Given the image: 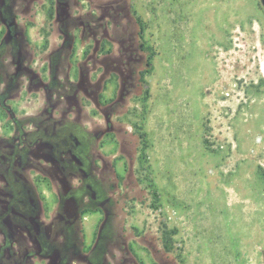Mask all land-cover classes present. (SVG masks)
Wrapping results in <instances>:
<instances>
[{"label": "rangeland", "instance_id": "rangeland-1", "mask_svg": "<svg viewBox=\"0 0 264 264\" xmlns=\"http://www.w3.org/2000/svg\"><path fill=\"white\" fill-rule=\"evenodd\" d=\"M24 27L54 107L85 132L107 219L93 264H264V0H58ZM104 210V211H103Z\"/></svg>", "mask_w": 264, "mask_h": 264}, {"label": "flooded vegetation", "instance_id": "flooded-vegetation-1", "mask_svg": "<svg viewBox=\"0 0 264 264\" xmlns=\"http://www.w3.org/2000/svg\"><path fill=\"white\" fill-rule=\"evenodd\" d=\"M55 2L0 0V264H93L103 240L107 211L90 245L81 227L85 213L108 202L86 133L54 107L30 117L10 105L24 92L51 93L18 19L34 3Z\"/></svg>", "mask_w": 264, "mask_h": 264}]
</instances>
